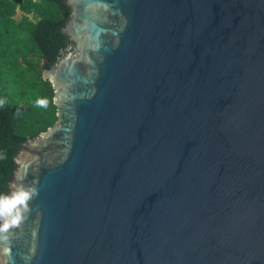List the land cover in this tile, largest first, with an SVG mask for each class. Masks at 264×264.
<instances>
[{"label":"water","instance_id":"1","mask_svg":"<svg viewBox=\"0 0 264 264\" xmlns=\"http://www.w3.org/2000/svg\"><path fill=\"white\" fill-rule=\"evenodd\" d=\"M0 264H264V0H66Z\"/></svg>","mask_w":264,"mask_h":264},{"label":"trees","instance_id":"2","mask_svg":"<svg viewBox=\"0 0 264 264\" xmlns=\"http://www.w3.org/2000/svg\"><path fill=\"white\" fill-rule=\"evenodd\" d=\"M71 16L66 0H0V216L21 149L58 120L43 74L75 50Z\"/></svg>","mask_w":264,"mask_h":264},{"label":"rangeland","instance_id":"3","mask_svg":"<svg viewBox=\"0 0 264 264\" xmlns=\"http://www.w3.org/2000/svg\"><path fill=\"white\" fill-rule=\"evenodd\" d=\"M22 156H25V153H23Z\"/></svg>","mask_w":264,"mask_h":264},{"label":"flooded vegetation","instance_id":"4","mask_svg":"<svg viewBox=\"0 0 264 264\" xmlns=\"http://www.w3.org/2000/svg\"><path fill=\"white\" fill-rule=\"evenodd\" d=\"M73 42V41H72ZM74 43V42H73ZM74 45H75V43H74ZM75 48V47H74Z\"/></svg>","mask_w":264,"mask_h":264}]
</instances>
